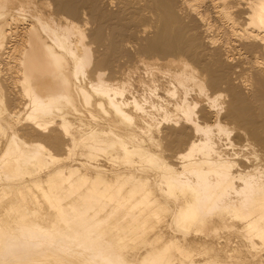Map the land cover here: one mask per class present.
I'll use <instances>...</instances> for the list:
<instances>
[{"label":"bare ground","instance_id":"bare-ground-1","mask_svg":"<svg viewBox=\"0 0 264 264\" xmlns=\"http://www.w3.org/2000/svg\"><path fill=\"white\" fill-rule=\"evenodd\" d=\"M0 264H264V0H0Z\"/></svg>","mask_w":264,"mask_h":264},{"label":"rangeland","instance_id":"rangeland-1","mask_svg":"<svg viewBox=\"0 0 264 264\" xmlns=\"http://www.w3.org/2000/svg\"><path fill=\"white\" fill-rule=\"evenodd\" d=\"M149 24V23H148Z\"/></svg>","mask_w":264,"mask_h":264}]
</instances>
